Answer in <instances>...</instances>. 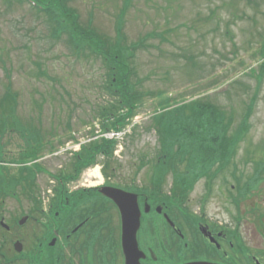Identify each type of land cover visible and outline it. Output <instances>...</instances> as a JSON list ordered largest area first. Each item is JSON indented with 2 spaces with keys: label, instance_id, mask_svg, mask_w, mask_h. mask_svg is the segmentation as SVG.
<instances>
[{
  "label": "rangeland",
  "instance_id": "rangeland-1",
  "mask_svg": "<svg viewBox=\"0 0 264 264\" xmlns=\"http://www.w3.org/2000/svg\"><path fill=\"white\" fill-rule=\"evenodd\" d=\"M68 3L78 12L83 24L92 18L99 33L115 37L117 18L125 0H68ZM152 33L161 36L150 40L154 47L149 52L137 55L138 76L134 81L140 90L155 93L157 97L145 98L143 104L136 105L137 115L119 130L123 135L115 140L114 160L107 162L106 170L105 160L98 156L97 164L79 177L74 173L70 178L68 170L64 175L66 181L88 188L109 181L133 191L151 184L156 154L161 149L160 120L154 122L155 116L162 112L160 101L173 98L177 103L184 100L190 103L208 97L227 114L232 112L236 120L233 119L234 128L245 124L241 119L248 105H254L248 141L239 146L234 160L237 167L227 169L242 172V184L256 177L258 196L246 199L236 208L232 198L237 201L239 198L237 191L234 192L233 177H227L232 194L219 177L209 198L205 181H200L185 201L181 199L183 209L189 214L210 216L244 215L254 208H263L264 74L259 69V53L264 39V0L251 3L249 0H135L124 17V35L130 42H136ZM85 61L84 57L72 55L64 38H54L47 19L38 17L29 5L17 1L8 5L0 0V101L11 84L12 92L17 95L14 113L25 129L19 133L8 131L0 137L1 176L6 177L7 173L10 178L28 179L23 169L34 161H24V150L34 141L30 137L44 142L33 151L37 153L35 160L40 161L38 166L58 176L60 167L65 169L70 165L72 155L82 144L105 139L99 114L112 100L104 90L101 62ZM2 66L11 72L10 80ZM158 93H163L161 99ZM254 94L255 100L251 101ZM4 107L6 111L9 108ZM4 107L1 105V116ZM64 150L70 152L62 154ZM247 151L253 152L250 157L253 162L249 163ZM256 162L263 166L257 167ZM20 164L28 165L20 169ZM31 182L38 183L41 194L51 195L47 194L50 179L46 173H39ZM164 183L163 196L173 198L172 177L166 176ZM237 220L244 222V218Z\"/></svg>",
  "mask_w": 264,
  "mask_h": 264
},
{
  "label": "flooded vegetation",
  "instance_id": "flooded-vegetation-1",
  "mask_svg": "<svg viewBox=\"0 0 264 264\" xmlns=\"http://www.w3.org/2000/svg\"><path fill=\"white\" fill-rule=\"evenodd\" d=\"M76 183L51 181L46 196L38 183L0 181V264H264V213L198 216L153 183ZM104 188L136 195L127 199L140 213L133 260L125 231L135 226Z\"/></svg>",
  "mask_w": 264,
  "mask_h": 264
},
{
  "label": "trees",
  "instance_id": "trees-1",
  "mask_svg": "<svg viewBox=\"0 0 264 264\" xmlns=\"http://www.w3.org/2000/svg\"><path fill=\"white\" fill-rule=\"evenodd\" d=\"M3 1L8 5L12 1L29 5L38 17L47 19L54 38L66 40V44L74 57H84L85 62L89 64L101 62L105 76L104 90L112 100L110 106L100 110V124L104 131H117L125 128L127 122L137 115L136 105L143 104L145 98L157 97L155 93H145L140 90V85L134 81L138 76L135 67L137 55L141 52H149L154 47L150 40L161 36L152 33L141 37L136 42H130L124 35V17L135 0H125V5L117 18L115 37L112 38L99 33L93 25L92 18L83 24L80 15L70 6L68 0ZM251 2L252 0H249V3ZM262 44L259 53L261 58L259 69L263 75L264 39ZM2 68L10 80L11 72L6 70L5 66ZM162 96L163 93H158L160 99ZM255 97L256 94L253 95L251 101H254ZM175 102L176 99L173 98H164L160 101L159 108L162 112L156 115L157 118L154 119L156 123L160 120L158 135L161 143V149L156 154L158 159L155 169L152 172L154 187L160 188L162 182L166 180V176L170 175L173 183V196L185 201L194 191L195 186L203 180L208 191L207 198H209L213 193L215 180L219 177L223 178L228 191L232 194L233 191L229 188L230 179H227L228 176H232L235 182L234 192L237 191L239 198L238 201L232 198L236 208L244 204L246 199L257 197L259 189L255 190L256 177L249 180L248 183L242 184L243 173L227 169L237 167L234 160L237 157L239 146L248 141L254 105H248V111L241 119V123L246 121L245 124L240 128H234L235 118L232 112L227 114L213 104L208 97L190 103H186V100L180 103ZM251 104L254 103L251 102ZM1 105L3 107L4 105L9 106V108L7 111L6 107L3 108L2 116L0 111V137L6 135L8 131L11 133L25 131L17 113H14L17 95L12 92L11 84L6 87L4 96L0 101V109ZM34 138L35 136L29 138V140H34L32 146L28 147V150L32 152L31 156H26L24 161L35 160L37 153L34 154L33 151L38 150L40 144L44 143ZM87 146L89 147L87 148ZM87 146H84L80 153L72 159L69 165L70 178H73L72 174L74 173L77 174L76 177H79L84 170L94 167L98 162V156H101L106 162L104 170L107 169L106 165L109 166L107 162L114 160L116 142L102 140ZM247 154L249 163L253 162L250 158L253 156V152L247 151ZM255 165L262 167L263 163L256 162ZM181 166L184 167V170L179 169ZM27 168H24L23 171L27 172L28 179L10 178L9 174L6 173V177L2 176L0 181H34L39 173L44 172L38 165ZM47 173L50 177H55L54 174ZM59 175L57 180H67L62 172ZM104 175L108 177L106 171H104ZM69 180L72 181L73 179ZM250 213L263 214L264 207L261 209L254 208Z\"/></svg>",
  "mask_w": 264,
  "mask_h": 264
},
{
  "label": "water",
  "instance_id": "water-1",
  "mask_svg": "<svg viewBox=\"0 0 264 264\" xmlns=\"http://www.w3.org/2000/svg\"><path fill=\"white\" fill-rule=\"evenodd\" d=\"M101 192H102V194H104L108 198H112L115 201H117V203L121 206L124 215H125V212L127 214L125 217V223H127V224L132 223L135 226L133 232H131L130 235L128 234V232L125 231V234L127 235L128 246L130 248L129 249L130 259L133 260V258H132L133 255H135V253L138 252L135 236H136V232L139 228L140 213H139L137 206H136L137 202L136 203L134 202L133 203L134 207H131V204L127 203V199L128 198L136 199V195L129 194V193H126L124 191L117 190V189H111V188H104V189H102ZM129 207H131V208H129ZM132 239H133V243H132Z\"/></svg>",
  "mask_w": 264,
  "mask_h": 264
},
{
  "label": "bare ground",
  "instance_id": "bare-ground-1",
  "mask_svg": "<svg viewBox=\"0 0 264 264\" xmlns=\"http://www.w3.org/2000/svg\"><path fill=\"white\" fill-rule=\"evenodd\" d=\"M96 176H99V174L96 172Z\"/></svg>",
  "mask_w": 264,
  "mask_h": 264
}]
</instances>
